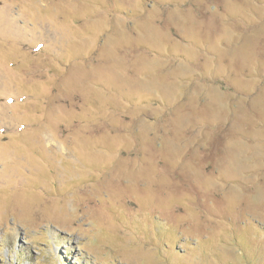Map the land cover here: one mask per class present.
<instances>
[{
	"label": "rangeland",
	"instance_id": "1",
	"mask_svg": "<svg viewBox=\"0 0 264 264\" xmlns=\"http://www.w3.org/2000/svg\"><path fill=\"white\" fill-rule=\"evenodd\" d=\"M0 264H264V0H0Z\"/></svg>",
	"mask_w": 264,
	"mask_h": 264
}]
</instances>
